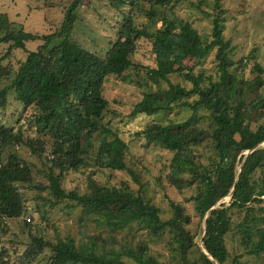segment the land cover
Wrapping results in <instances>:
<instances>
[{
  "label": "trees",
  "instance_id": "16d2710c",
  "mask_svg": "<svg viewBox=\"0 0 264 264\" xmlns=\"http://www.w3.org/2000/svg\"><path fill=\"white\" fill-rule=\"evenodd\" d=\"M181 1L108 0L122 19L104 55L84 49L71 38L82 0H71L59 28L46 34L26 31L21 23L0 12V44L7 46L0 57V81L5 82L0 85V110L10 98L17 101L24 111H31L27 126H34L35 132L31 135L18 121V126L0 123V230L6 234L12 231L10 224L18 223L20 234H26L19 253L10 252L5 244L0 247V264H128L127 260L160 264L142 239L118 240L112 233L100 232L79 243L72 236L46 237L42 228L32 226L31 218L26 217L32 216L26 205V185L36 187L35 199L51 207L61 201L70 202L66 204L69 208L80 207V221L95 214V222L102 225L106 220L111 230L135 223L137 230H146L150 240L166 236L172 256L177 254L183 264H214L195 238L206 213L234 188L230 203L215 207L204 220V248L219 264H241L236 257L229 261L225 240L234 224L249 245L247 253L264 256V206L253 205L263 202L260 197L264 196V146H258L264 142L263 69L251 56L237 60L231 57L230 41L223 36L220 0L213 3V14H206L211 18L209 39L175 13ZM141 12L153 29L138 22ZM140 38L151 42L155 66L147 70V78L157 88L145 92L130 115H167L175 107L193 113L178 121L154 119L137 135L144 139L145 148L158 147L172 153L165 177L178 191H190L186 201L199 224L194 231L191 215L180 203L171 201V217L161 218L159 208L144 196V183L125 163L127 143L104 121L109 105L103 95L104 82L110 75L124 80L139 69L132 56ZM27 41L40 43L36 49H27ZM14 49L25 53L16 69L3 63ZM211 53L213 73L195 72L186 64L191 59L194 65L202 62ZM250 59L257 71L252 80L245 78L244 72V60ZM171 74H181L191 87L178 83L160 87ZM198 109L209 114L196 117ZM46 144L51 151L45 157V181H35L34 164L16 151L24 146L42 159ZM200 147L206 152L199 151ZM252 148L244 158L243 152ZM88 158L96 167L128 172L138 188L126 182L107 185L88 174L82 192L76 187L66 190L62 185L66 174L86 166ZM46 190L49 197L43 196ZM241 214L240 221H232V215ZM11 242L18 244L14 239ZM192 248L198 250V262L188 259Z\"/></svg>",
  "mask_w": 264,
  "mask_h": 264
},
{
  "label": "rangeland",
  "instance_id": "374dc122",
  "mask_svg": "<svg viewBox=\"0 0 264 264\" xmlns=\"http://www.w3.org/2000/svg\"><path fill=\"white\" fill-rule=\"evenodd\" d=\"M71 0H0V12L6 13L10 20L21 23L26 31H32L39 34H46L58 29L63 17V11ZM215 0H183L176 5L175 13L183 19L190 21L194 27L207 39L210 38L211 18L206 16L207 13L213 14L215 10ZM223 9V36L224 39L230 41L232 48L231 57L237 60L241 57H253V60L260 64L263 69L261 77L264 80V0H220ZM212 17V16H211ZM121 16L109 4L108 0H82L81 5L77 8L76 21L71 32V38L84 49L104 55L107 49L115 40V30L121 22ZM138 22L147 25L150 29L154 27L148 24L145 13L141 12L138 16ZM157 27L160 22H157ZM39 41H27V49H36ZM7 46L0 44V57L6 52ZM25 58L22 49L12 50L3 63L10 65L16 69L19 62ZM253 60L246 62L245 78L252 80L257 71L252 67ZM132 61L140 65L139 69H135L133 74L126 79H122L115 75L106 78L103 85V95L109 102L108 109L104 114V121L109 123L115 129L119 137H121L128 145L125 156V163L131 168L141 183H144L146 192L145 198H150L152 203L160 210L162 219H168L172 215L171 201L184 205L187 212L191 215V229L198 224V218L194 215L191 204L186 199L191 195L190 191H178L171 186L166 177L165 172L172 153L160 149L158 147L145 148L143 146L144 139L139 137L137 133L143 129L148 123L154 119L164 120L169 117L173 120H183L193 114L188 108L175 107L173 111L167 115H151L145 116L138 114L131 116L130 112L133 105L141 99L145 92L157 88L147 78V70L155 66L154 54L151 51V42L146 38H140L137 42L135 53ZM191 59L186 61L187 65L193 66L195 72H205L210 74L214 72L215 60L214 53H211L202 62L193 64ZM5 83L0 81V85ZM169 83H178L185 88H190L191 84L185 81L181 74H171L168 81L160 82V87L167 88ZM264 87V84H263ZM209 112L198 109L196 117H206ZM31 111H24L22 105L12 98L9 99L7 106L0 110V123L18 126L27 129L31 135H35L34 126L29 128L28 118ZM207 121V118H201ZM17 121L19 122L17 124ZM264 145V144H263ZM206 148L200 147L199 151L205 153ZM51 147L46 144L42 159L30 153L29 149L22 146L17 149L18 155L34 164V180L45 181L43 170L46 169L48 162L45 157L49 156ZM93 159L88 158V164L81 167L78 171H69L64 180L63 187L66 190L78 188L82 192L86 185V175L90 174L96 180L107 185H120L126 182L129 186L136 189L138 185L134 183L132 177L126 171H112L108 168H99L93 165ZM39 169V171H38ZM37 182H35L36 184ZM26 205L32 211L31 218L33 225L42 228L44 235L50 239L59 235L61 237L72 236L76 242L80 239H87L90 234L108 233L114 234L118 240L127 238L130 241L146 240L150 248V254L155 257L160 264H183V261L177 257V254L170 251L168 238L153 237L152 240L146 234V230L136 229V224L125 228H117L111 230L107 225V221L103 220V224L98 225L95 214H89L86 220L80 221V207H67L68 201H61L54 206L45 204L44 201H37L36 187L26 185L23 187ZM47 190L43 196L49 197ZM263 202L254 203V207L264 206V196L260 197ZM230 203L229 196L215 204V207L228 205ZM264 213V212H263ZM207 214V213H206ZM244 215V211L242 212ZM240 217L232 215V221H240ZM205 217V216H204ZM18 223L10 224L11 232L4 234L0 230V247L6 245L10 252L17 250L18 253L22 249L20 241L26 239V234H20ZM204 220L200 224L198 236L195 241L200 246L202 231L204 232ZM19 238H17V236ZM254 235V234H252ZM11 239L18 241L17 245L11 242ZM252 239L256 240L254 235ZM229 250V261L232 257L238 258L241 264H264V256L255 257V255L247 253L248 247L239 229L233 224V229L227 233L225 237ZM117 245V244H116ZM190 261L198 262L199 253L196 248H192L188 254ZM128 264H135L133 261L127 260Z\"/></svg>",
  "mask_w": 264,
  "mask_h": 264
},
{
  "label": "water",
  "instance_id": "95a60500",
  "mask_svg": "<svg viewBox=\"0 0 264 264\" xmlns=\"http://www.w3.org/2000/svg\"><path fill=\"white\" fill-rule=\"evenodd\" d=\"M264 144V142H262V143H260L258 146L260 147V146H264L263 145ZM256 147V146H255ZM254 147V148H255ZM253 150V148L252 149H248V150H245L244 152H243V155H244V158L247 156V154H249L251 151ZM239 170H240V166H239ZM233 192H234V188H232L231 189V191L229 192V194L227 195V196H229V198H231V196H232V194H233ZM215 208V205L213 206V207H211L210 208V210L207 212V214L205 215V217H204V220L206 219V217H207V215L209 214V212L212 210V209H214ZM205 227H206V225H205V221H204V232H203V236H204V234H205ZM203 238V237H202ZM201 238V245H200V248H201V250H202V252L205 254V255H207L208 256V258L214 263V264H219L216 260H214L209 254H208V252L205 250V248H204V245H203V239Z\"/></svg>",
  "mask_w": 264,
  "mask_h": 264
},
{
  "label": "clouds",
  "instance_id": "9594fccd",
  "mask_svg": "<svg viewBox=\"0 0 264 264\" xmlns=\"http://www.w3.org/2000/svg\"><path fill=\"white\" fill-rule=\"evenodd\" d=\"M225 198V197H224Z\"/></svg>",
  "mask_w": 264,
  "mask_h": 264
}]
</instances>
